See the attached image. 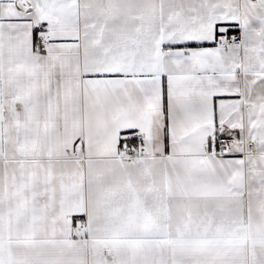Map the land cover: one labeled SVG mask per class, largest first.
Segmentation results:
<instances>
[{
  "label": "snow or ice",
  "instance_id": "1",
  "mask_svg": "<svg viewBox=\"0 0 264 264\" xmlns=\"http://www.w3.org/2000/svg\"><path fill=\"white\" fill-rule=\"evenodd\" d=\"M0 264H264V0H0Z\"/></svg>",
  "mask_w": 264,
  "mask_h": 264
}]
</instances>
